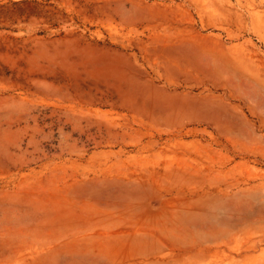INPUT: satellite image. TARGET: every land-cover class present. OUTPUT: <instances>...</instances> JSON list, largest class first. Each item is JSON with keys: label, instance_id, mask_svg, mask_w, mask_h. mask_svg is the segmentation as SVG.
Returning a JSON list of instances; mask_svg holds the SVG:
<instances>
[{"label": "rangeland", "instance_id": "rangeland-1", "mask_svg": "<svg viewBox=\"0 0 264 264\" xmlns=\"http://www.w3.org/2000/svg\"><path fill=\"white\" fill-rule=\"evenodd\" d=\"M0 264H264V0H0Z\"/></svg>", "mask_w": 264, "mask_h": 264}]
</instances>
